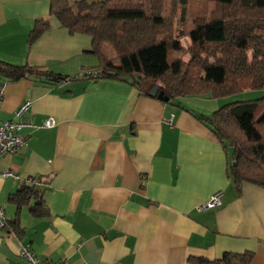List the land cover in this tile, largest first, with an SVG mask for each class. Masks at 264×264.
Wrapping results in <instances>:
<instances>
[{
	"label": "crops",
	"instance_id": "obj_1",
	"mask_svg": "<svg viewBox=\"0 0 264 264\" xmlns=\"http://www.w3.org/2000/svg\"><path fill=\"white\" fill-rule=\"evenodd\" d=\"M104 1L58 0L56 7ZM37 22L47 29L30 44ZM0 61L70 78L7 82L0 123L29 100L24 121L37 128L23 129L18 153L0 156V173L43 180L35 191L46 211L34 214V197L20 207L10 202L23 186L0 178V207L15 229H0V264H29L20 245L55 264H187L226 253H251V264H264V189L243 183L237 191L233 149L204 120L237 99L164 103L148 95L159 87L150 80L138 81L141 90L130 79L83 78L99 63L91 38L69 34L52 0H0ZM49 118L53 127L38 128ZM218 191L220 206L196 210Z\"/></svg>",
	"mask_w": 264,
	"mask_h": 264
},
{
	"label": "trees",
	"instance_id": "obj_2",
	"mask_svg": "<svg viewBox=\"0 0 264 264\" xmlns=\"http://www.w3.org/2000/svg\"><path fill=\"white\" fill-rule=\"evenodd\" d=\"M57 2L52 0V13L60 25L71 35L91 38V53L99 63L83 78L130 79L142 90L134 79L140 76L158 84L169 101L264 91V0H106L75 7H56ZM46 29V23L37 22L28 42ZM182 38L190 41L187 49ZM24 78L70 80L0 61V81ZM204 120L214 136L233 149L229 176L237 191L243 183L264 189V97L229 103ZM31 197L38 216L45 209L35 187L23 186L10 202L20 207ZM13 230L8 222L4 231ZM252 258L251 253H226L213 261L190 257L187 264H251Z\"/></svg>",
	"mask_w": 264,
	"mask_h": 264
},
{
	"label": "built area",
	"instance_id": "obj_3",
	"mask_svg": "<svg viewBox=\"0 0 264 264\" xmlns=\"http://www.w3.org/2000/svg\"><path fill=\"white\" fill-rule=\"evenodd\" d=\"M7 86L6 81H0V106L2 98L4 96L5 88ZM32 102L26 100L23 102L17 110L14 112V120H9L0 123V156L14 155L20 151L26 145V137L22 134L23 129L31 127L37 128V126L24 121V116L30 111ZM167 124L171 126V119ZM55 125L53 119L49 118L45 120L38 128H51ZM0 178H12L13 180L20 181L22 186L25 187H41L43 180L40 178L28 177L21 179L14 172L0 173ZM222 193L220 191L214 193L209 200L198 206L196 210L198 212L212 210L221 205ZM8 225V220L5 217L2 207H0V229L4 230ZM8 235H13L7 233ZM19 258L27 261L29 264H55V263H43L40 258L34 253L29 245H20L18 249Z\"/></svg>",
	"mask_w": 264,
	"mask_h": 264
},
{
	"label": "rangeland",
	"instance_id": "obj_4",
	"mask_svg": "<svg viewBox=\"0 0 264 264\" xmlns=\"http://www.w3.org/2000/svg\"><path fill=\"white\" fill-rule=\"evenodd\" d=\"M175 27H176V31H177L178 28L180 27V24L178 22H176ZM180 43L185 49H187L190 46V41H189L188 38L180 39ZM186 59H187V56H186ZM243 94L244 95H241V94L240 95H235L232 98L233 99H237V101H239V99H241L242 96H243L246 99V101H249V100H255V99H259L261 97H264V91H246ZM248 95H251V96L249 97Z\"/></svg>",
	"mask_w": 264,
	"mask_h": 264
},
{
	"label": "water",
	"instance_id": "obj_5",
	"mask_svg": "<svg viewBox=\"0 0 264 264\" xmlns=\"http://www.w3.org/2000/svg\"><path fill=\"white\" fill-rule=\"evenodd\" d=\"M135 80H138L139 83H141V77L140 76H135L134 77ZM148 95L152 98H156L157 100L167 103L169 100L166 96H164L163 92L159 90L158 87H152L149 92Z\"/></svg>",
	"mask_w": 264,
	"mask_h": 264
}]
</instances>
